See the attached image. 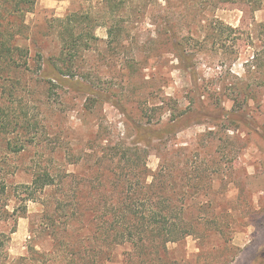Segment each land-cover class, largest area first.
I'll return each mask as SVG.
<instances>
[{"label": "rangeland", "instance_id": "1", "mask_svg": "<svg viewBox=\"0 0 264 264\" xmlns=\"http://www.w3.org/2000/svg\"><path fill=\"white\" fill-rule=\"evenodd\" d=\"M109 4L36 0L24 16L17 44L60 60L59 19L92 13L77 24L93 36L82 38L75 79L97 94H49L33 60L0 79V264H264V0H128L115 39L100 17ZM172 23L187 61L159 33ZM200 102L211 117L135 141V125ZM44 172L54 184L25 201L16 185ZM150 198L191 231L160 253L117 237L118 204L144 213Z\"/></svg>", "mask_w": 264, "mask_h": 264}, {"label": "trees", "instance_id": "2", "mask_svg": "<svg viewBox=\"0 0 264 264\" xmlns=\"http://www.w3.org/2000/svg\"><path fill=\"white\" fill-rule=\"evenodd\" d=\"M111 11L109 15H100L103 19L102 24L107 28V34L110 38H118L123 31L120 20L124 18L117 12H122L127 9L128 0H109ZM114 1V2H111ZM117 1V3H116ZM225 2V0H223ZM36 0H0V79H6V69L14 68L19 71L34 64V70L37 77L41 78L47 84V91L50 94L54 87L68 86L76 91L87 92L89 94H97L90 86L83 84L75 79V70L77 68L76 61L81 48L87 45L83 43L88 41L92 30L78 29V22L84 21L87 25L92 19V13H83L72 11L68 13L60 21L59 35L61 38L60 60L52 57H45L39 51L35 54L37 58L29 57L28 48L17 44V38L23 34L25 24L24 16L27 12L32 11ZM216 8V6H215ZM218 27L224 30H234L229 25H224L221 21H216ZM14 24V25H13ZM17 24V27L15 25ZM18 28V29H15ZM165 33L159 32L171 43L176 50L178 58L187 61L188 54L181 42L179 32L181 29L178 24L165 25ZM220 29V31H224ZM83 46V47H82ZM33 60V61H31ZM185 70L189 73L190 80L193 86L197 85V76L195 69H190L184 63ZM117 104V103H116ZM199 110V111H198ZM219 114L225 115L227 119H232L231 112L225 111L223 107L219 108ZM201 117H211L208 109L200 102L199 109L188 107L181 109L178 113L171 115L166 121L159 124L135 125L137 137L136 140H142L145 145L149 146L154 139L161 140L165 136L174 134L183 128H186L190 122H196ZM234 120V119H233ZM137 142V141H136ZM54 179L48 173H36L30 183L16 185V188H23L25 192V201L34 199V193L43 190L44 188L53 185ZM151 186H158L155 182ZM161 185V184H160ZM2 185L0 189H4ZM168 200L165 196L160 197L162 200ZM147 203L150 206L148 211L140 213L137 211H129L125 208L124 202L118 204L123 209L115 220L116 228L121 229L118 233V240H127L136 249L145 248V243L153 246L154 253L167 250V243L177 242L183 239L186 235L191 234L188 225L180 218V213L174 207L166 205V209L155 210L152 198ZM127 206V205H126ZM170 208V209H169ZM126 209V210H125ZM105 225V224H104ZM140 225V226H139ZM7 237V235H5Z\"/></svg>", "mask_w": 264, "mask_h": 264}]
</instances>
